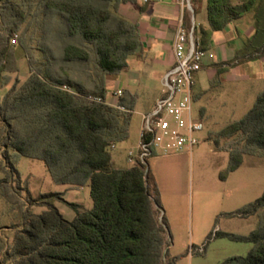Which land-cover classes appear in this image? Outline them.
<instances>
[{"label": "trees", "instance_id": "16d2710c", "mask_svg": "<svg viewBox=\"0 0 264 264\" xmlns=\"http://www.w3.org/2000/svg\"><path fill=\"white\" fill-rule=\"evenodd\" d=\"M137 1L0 0V76L12 62L17 32L29 67L27 80L0 98V202L8 207L4 214L17 211L21 218L14 230L0 224V264H175L148 160L116 168L112 159V145L129 139L137 95L124 91L116 106L108 104L103 75L126 71L129 59L142 51L138 25L119 13L121 5ZM247 13H254L255 33L235 61L264 57V0H207L209 28L194 31L200 48L205 51L214 32ZM37 30L43 41L39 57L27 46ZM52 36L59 56L47 45ZM69 65L92 68V90ZM232 65H217L218 77ZM219 136L227 139V172L236 171L244 156L264 157V86L245 117ZM21 157L42 160L56 184L89 186L92 207L65 201L76 213L68 220L54 204L64 201L61 193L23 200L15 188ZM33 206L43 210L35 213ZM230 215L254 216L256 229L248 236L217 231L208 239L226 237L253 249L219 264H264V194ZM191 253L204 248L192 246Z\"/></svg>", "mask_w": 264, "mask_h": 264}, {"label": "rangeland", "instance_id": "374dc122", "mask_svg": "<svg viewBox=\"0 0 264 264\" xmlns=\"http://www.w3.org/2000/svg\"><path fill=\"white\" fill-rule=\"evenodd\" d=\"M34 37L36 41L27 46L32 54L39 57L37 49L43 44V41H40L42 35L39 30L35 32ZM20 40L21 32L12 36V44L10 43L13 46L12 62L7 63V71L0 76V98L13 86L21 85L28 78L29 67ZM46 42L55 55L59 56L57 37L52 36ZM67 68L71 69L73 76L88 90H92L91 75L94 72L89 69L91 67L69 65ZM117 74L103 75L108 100H115V103L119 102V97L113 95L112 87L107 89V84L109 78L112 79V76ZM206 85L209 90L210 84L207 82ZM228 86L236 89L238 93L226 96L224 90H220V85L214 84L205 98L194 101L193 117L202 121L204 129L196 134L198 143L191 152L189 150L170 154L158 152L157 156L148 159L151 175L159 174L163 182L177 187L178 190L180 210L173 222L175 224L170 225L166 217L167 238L170 243L168 255L171 260H175V264H219L227 258L247 256L253 249L251 243L235 242L226 237L213 235L208 239L217 231L246 236L253 232L257 225L254 216L240 218L230 214L264 194V157L244 156L242 165L236 171L227 172L230 165L229 154L224 148L227 139L219 136L227 124L245 117L253 107L264 82L257 78L245 83L231 82ZM122 87L131 92L125 83ZM157 90L140 89L138 92H131L137 95V102L132 115L129 139L117 143L112 149V159L116 168L131 167L132 164L127 160L128 152L137 151L143 117L149 111V104ZM201 108L205 109L204 115L199 112ZM17 169L20 182L15 184V188L23 200L27 201L28 194L31 199L38 200L42 195L61 193L64 201H55L54 204L68 220L74 219L76 213L65 201L78 203L87 208L92 207L89 186L71 188L68 185L56 184L42 160L21 157ZM1 178L3 174L0 172ZM6 208L7 205L0 202L1 226L6 227V230L20 227L21 218L18 212L4 214ZM32 210L39 213L43 208L33 206ZM192 246L204 248V253L193 255Z\"/></svg>", "mask_w": 264, "mask_h": 264}, {"label": "crops", "instance_id": "0c3cea01", "mask_svg": "<svg viewBox=\"0 0 264 264\" xmlns=\"http://www.w3.org/2000/svg\"><path fill=\"white\" fill-rule=\"evenodd\" d=\"M181 12L178 0H150L147 2L138 0L136 4L121 5L119 13L138 25L142 51L129 59V67L126 71L112 76V79L109 78L107 89L112 87L114 96H116L117 90L122 92L127 90L122 87L124 83L131 92H138L140 89H158L149 104L148 112L152 110L162 94V79L174 66V39ZM192 15L197 29L209 28L207 0L193 1V13L185 10L186 26H188V21L190 25ZM254 33V13H247L237 21L230 23L224 30L213 33L210 42L206 45V56L195 74L193 89L195 102L200 98H205L208 91L213 89L214 84L220 85V90H224L227 96L231 93H238L236 89L229 88L228 84L231 82L242 81L245 83L257 80V78L264 82V57L250 61H235L236 53L242 50L245 42L252 38ZM230 62L233 65L218 77L216 66ZM207 82L211 86L209 90ZM106 101L112 106L118 104V102L115 103V100H108V93ZM199 112L204 115L205 109L201 108ZM158 175L155 173L152 177L159 190L164 215L171 225L177 219L180 210L177 199L178 190L175 186L167 185ZM171 182L173 183V181Z\"/></svg>", "mask_w": 264, "mask_h": 264}, {"label": "built area", "instance_id": "2783aa9c", "mask_svg": "<svg viewBox=\"0 0 264 264\" xmlns=\"http://www.w3.org/2000/svg\"><path fill=\"white\" fill-rule=\"evenodd\" d=\"M150 1V0H144ZM182 10L174 39V66L162 79L161 97L152 110L143 117V127L137 151L130 150L127 160L134 165L140 162L147 165V160L157 155L193 150L198 143L196 134L203 131L204 125L193 117L195 74L200 69L206 56L195 38L193 15L190 26L185 25L184 12L193 13L192 0H178ZM117 90L116 96L121 97ZM100 101V98H94ZM112 149L115 145H112ZM202 251V248H200Z\"/></svg>", "mask_w": 264, "mask_h": 264}]
</instances>
